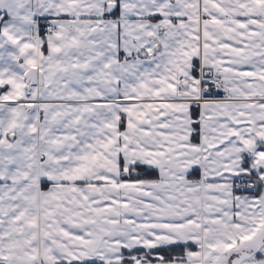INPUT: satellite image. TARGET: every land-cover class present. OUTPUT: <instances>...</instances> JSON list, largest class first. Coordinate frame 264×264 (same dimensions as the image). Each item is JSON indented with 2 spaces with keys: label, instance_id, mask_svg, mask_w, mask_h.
Segmentation results:
<instances>
[{
  "label": "snow or ice",
  "instance_id": "snow-or-ice-1",
  "mask_svg": "<svg viewBox=\"0 0 264 264\" xmlns=\"http://www.w3.org/2000/svg\"><path fill=\"white\" fill-rule=\"evenodd\" d=\"M0 264H264V0H0Z\"/></svg>",
  "mask_w": 264,
  "mask_h": 264
}]
</instances>
